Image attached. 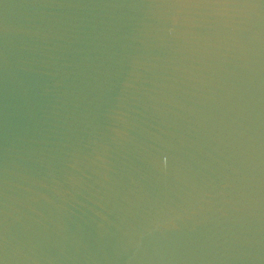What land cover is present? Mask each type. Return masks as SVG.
Returning a JSON list of instances; mask_svg holds the SVG:
<instances>
[{
  "label": "water",
  "instance_id": "95a60500",
  "mask_svg": "<svg viewBox=\"0 0 264 264\" xmlns=\"http://www.w3.org/2000/svg\"><path fill=\"white\" fill-rule=\"evenodd\" d=\"M0 264H264V0H0Z\"/></svg>",
  "mask_w": 264,
  "mask_h": 264
}]
</instances>
